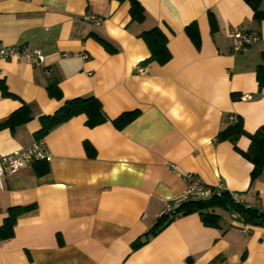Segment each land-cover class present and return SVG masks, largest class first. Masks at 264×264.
Masks as SVG:
<instances>
[{"label":"crops","instance_id":"0c3cea01","mask_svg":"<svg viewBox=\"0 0 264 264\" xmlns=\"http://www.w3.org/2000/svg\"><path fill=\"white\" fill-rule=\"evenodd\" d=\"M138 1L141 22L132 20L128 1L0 0V43L44 58L43 66L0 59V120L23 104L33 114L0 130V156L33 144L40 117L69 99L93 96L106 117L93 127L85 114L59 124L42 137L47 172L37 174L32 163L2 179L0 227L10 207L33 208L0 239V264H264V227L219 208L218 226L198 212L176 216L132 247L166 205L184 202L186 173L264 210V171L251 182L252 163L242 154L249 134L264 126L256 74L264 65V20L245 0ZM87 13L102 23L84 20ZM191 23L198 45L186 32ZM241 25L259 40L234 52L228 33ZM154 27L167 36L164 64L147 61L141 33ZM52 83L61 99L48 95ZM132 111L119 127L114 120ZM230 115L240 117L244 133L219 140Z\"/></svg>","mask_w":264,"mask_h":264},{"label":"trees","instance_id":"16d2710c","mask_svg":"<svg viewBox=\"0 0 264 264\" xmlns=\"http://www.w3.org/2000/svg\"><path fill=\"white\" fill-rule=\"evenodd\" d=\"M119 2L128 1L130 3V15L132 20L141 22L144 20V8L138 0H117ZM253 9V17L257 20H264V11L260 10L262 0H245ZM186 32L192 41L198 45L200 42L199 33L195 23L186 26ZM150 48V56L147 61L155 60L160 64L166 63L171 54L167 48V36L159 27H154L141 33ZM257 80L260 88H264V65H259L256 70ZM48 95L52 98L61 99L60 88L52 83L47 86ZM85 114L86 124L89 127L96 126L106 120L98 99L93 96L76 97L64 102L53 114L40 117L41 127L36 132V139L46 136L54 127L66 122L73 116ZM137 115L136 111L125 112L118 116L114 121L119 127L130 122ZM33 117L31 108L27 104L11 112L7 117L0 120V130L3 128L13 129L15 126L28 122ZM244 133L241 119L237 116V121L230 123L225 129L219 132L218 139L234 140ZM250 144L242 154L252 163L250 171L251 182L255 181L264 171V126L258 128L254 133L249 134ZM84 147L90 157L94 155V149L88 142ZM32 166L37 174L48 171L45 160L34 161ZM33 206H13L8 209V216L0 227V239H8L13 235V226L18 216L32 209ZM216 208L226 210L230 214L234 213L240 222L252 226L264 227V210H258L247 206L245 203L237 202L232 193L226 189H221L219 194H214L208 199H185L184 202L173 209L170 214L159 215L154 225L132 243L133 248H138L146 243L151 236L156 235L161 229L168 225L176 216L187 215L198 212L203 217L204 224L208 226H218L221 215L215 211Z\"/></svg>","mask_w":264,"mask_h":264},{"label":"built area","instance_id":"2783aa9c","mask_svg":"<svg viewBox=\"0 0 264 264\" xmlns=\"http://www.w3.org/2000/svg\"><path fill=\"white\" fill-rule=\"evenodd\" d=\"M84 20L89 21L95 25H100L103 19L93 13H87L83 16ZM228 36L232 43V49L234 52H239L245 49L247 46L259 40V35L246 28L245 26H238L232 29ZM82 57L87 58L86 54ZM0 59H16L25 60L36 66H43L44 58L41 53L37 50H26L19 45H6L0 43ZM243 98H250V95H242ZM230 123L237 121V115L229 116ZM49 153L45 147L43 138L37 139L29 147L16 150L12 153L4 154L0 156V193L3 191L2 179L8 174L17 172L19 169L26 165L32 164L37 160H48ZM186 182L187 188L184 192V199H208L214 194H219L220 190L223 189L221 185L210 186L204 184L199 177L194 176L191 173L183 175ZM233 198L237 202H242L239 196L232 193ZM173 209L166 205L160 215L170 214ZM231 218L239 221L237 215L234 213L230 214Z\"/></svg>","mask_w":264,"mask_h":264}]
</instances>
